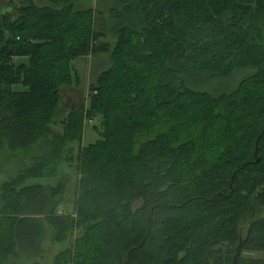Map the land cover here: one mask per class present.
Here are the masks:
<instances>
[{
    "label": "trees",
    "instance_id": "16d2710c",
    "mask_svg": "<svg viewBox=\"0 0 264 264\" xmlns=\"http://www.w3.org/2000/svg\"><path fill=\"white\" fill-rule=\"evenodd\" d=\"M8 1L0 169L29 166L0 198V264L41 259L43 222L65 216L56 215L62 181L25 183L71 170L84 102L53 131L68 63L108 50L96 45L108 37L110 65L86 116L100 139L78 158L81 237L54 264H234L237 251L236 264H262L242 254L264 252V0H116L98 21L76 8L80 0ZM19 58L27 65L14 67ZM221 83L231 86L217 90Z\"/></svg>",
    "mask_w": 264,
    "mask_h": 264
},
{
    "label": "rangeland",
    "instance_id": "374dc122",
    "mask_svg": "<svg viewBox=\"0 0 264 264\" xmlns=\"http://www.w3.org/2000/svg\"><path fill=\"white\" fill-rule=\"evenodd\" d=\"M12 1H14L17 6H23L25 4L24 0ZM0 3L4 7L9 6L8 0H0ZM115 4L116 0H80V2L76 4V8L79 10H90L94 16V19L98 21L110 17V10H112ZM12 16L13 17L11 21L12 23H15L18 19V15L13 12ZM97 44L108 45V50L98 52L97 54L90 53L86 57L77 58L74 61L68 63V71H70L69 74L71 76L70 86L63 88L60 93V104L58 108L59 116L55 120V126L53 127V131L57 133H61L63 130V124L67 123L69 109L72 107H76L84 102L83 117L85 119H83L84 121L82 122V130L84 132L80 141L81 143H79V145H76L73 150V156L71 157L72 161L69 164V166L71 165L72 167L70 168L71 170L64 172V168H60L58 175L53 179L32 178L27 180L25 183L26 187H55L61 181L63 182V184H65V194L58 206V208L62 210V213L65 216L64 218L56 220L60 221L65 218L68 219V221L64 220L67 222H65L67 231H65L62 236L60 226L57 225L58 221L55 222L57 224L52 223V225H50L49 221H44L43 224L46 229L44 256L36 262L32 263L30 261H23L24 259L14 261L17 264H54L56 258H58L64 252L71 251V245H73L74 242L79 240L81 237V225L78 223V212L76 208V202H78L76 189H78L79 181L82 179V175L80 172L81 162H79L78 158L85 151V149L89 148L92 145H95L100 139L97 131L92 128L93 125L97 123H86V116L91 107L89 99L91 87L95 85L99 76L108 69L110 65V54L113 50L115 41L113 40V38L108 37L107 39L97 41L96 45ZM94 48H96L95 45ZM99 49L102 50V48ZM27 63L28 61L23 58L14 59L12 61L14 67H20L22 64L27 65ZM230 86L231 85H229L228 83H221L218 85L217 90L227 89V87ZM14 90L17 92H22L26 91V88L22 87V85H18L14 87ZM27 163L28 162L26 160L20 162L15 161L0 169V198L2 196V193H4V189L6 188L5 185L9 186V183H13L19 172L23 171L27 166H29ZM65 169L67 170V168ZM64 176L65 178H63ZM141 205V203H138L137 205H135V209L139 208ZM260 217L264 218V215L262 214V216H259V218ZM46 219L47 218H45V220ZM249 221L250 220L246 218L243 219L239 224L238 228L242 239H245L247 237ZM58 236H62L64 239L58 242L56 240ZM242 258L247 261L256 260L264 264L263 251L244 252L242 254Z\"/></svg>",
    "mask_w": 264,
    "mask_h": 264
},
{
    "label": "water",
    "instance_id": "95a60500",
    "mask_svg": "<svg viewBox=\"0 0 264 264\" xmlns=\"http://www.w3.org/2000/svg\"><path fill=\"white\" fill-rule=\"evenodd\" d=\"M259 162H260V160L257 159L256 162H255V164H258ZM237 254H239L238 251L236 252V255L234 256V264H236V262H237V258H238L237 257L238 256Z\"/></svg>",
    "mask_w": 264,
    "mask_h": 264
},
{
    "label": "built area",
    "instance_id": "2783aa9c",
    "mask_svg": "<svg viewBox=\"0 0 264 264\" xmlns=\"http://www.w3.org/2000/svg\"><path fill=\"white\" fill-rule=\"evenodd\" d=\"M56 215H57V216H62V215H63L62 210H58V211L56 212Z\"/></svg>",
    "mask_w": 264,
    "mask_h": 264
}]
</instances>
